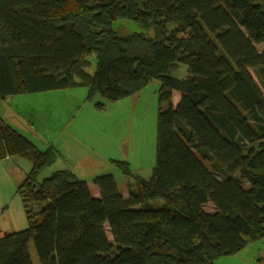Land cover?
Instances as JSON below:
<instances>
[{
    "label": "trees",
    "instance_id": "16d2710c",
    "mask_svg": "<svg viewBox=\"0 0 264 264\" xmlns=\"http://www.w3.org/2000/svg\"><path fill=\"white\" fill-rule=\"evenodd\" d=\"M119 19L140 31L119 35ZM152 79L156 164L128 198L111 174L99 197L67 168L39 182L61 154L0 115V159L33 163L17 189L28 226L0 237V264H33L30 241L41 264H216L264 237V0H0V100L87 86L115 101Z\"/></svg>",
    "mask_w": 264,
    "mask_h": 264
},
{
    "label": "rangeland",
    "instance_id": "374dc122",
    "mask_svg": "<svg viewBox=\"0 0 264 264\" xmlns=\"http://www.w3.org/2000/svg\"><path fill=\"white\" fill-rule=\"evenodd\" d=\"M114 26L119 35L140 31L139 25L130 20H115ZM90 59L92 65L88 71L93 72L95 55ZM187 72V64L179 63L169 74L184 78ZM160 83L159 79H152L135 95L115 101L106 100L100 94L89 99L87 86L10 95L0 100V115L37 147L46 150L52 145L58 154L62 153V157L39 172V182L51 172L70 168L79 179L87 181L91 194L99 197L95 178L111 174L119 191L128 198L130 186L136 187L134 176L149 179L156 164ZM176 93L175 103L180 98V92ZM97 102L105 106L97 107ZM77 122L83 125L80 134L84 141L73 142L69 135L62 134L61 126L67 124V128L75 132ZM113 159L124 161L126 165L120 166ZM32 166V161L22 156L0 159V237L28 226L22 196L17 189ZM39 203L33 204L35 212L46 204ZM154 204L163 205L164 200L155 199ZM206 209L211 210V207L206 206ZM105 229L113 242L108 223ZM28 248L33 264H41L33 241ZM216 264H264V237L250 241L235 254L219 257Z\"/></svg>",
    "mask_w": 264,
    "mask_h": 264
},
{
    "label": "crops",
    "instance_id": "0c3cea01",
    "mask_svg": "<svg viewBox=\"0 0 264 264\" xmlns=\"http://www.w3.org/2000/svg\"><path fill=\"white\" fill-rule=\"evenodd\" d=\"M261 49L263 48V45L260 44L259 46ZM255 78L258 80L257 76L255 75ZM160 86H161V83H160ZM140 92V91H139ZM136 93H134L133 95H135ZM176 91L174 92V97L177 96L176 95ZM132 96V95H131ZM175 98H174V103H175ZM83 124H86L85 121H83ZM82 123L81 122H77L75 124V128H76V131L73 132V131H70L68 128H67V124H64L63 126H61V132L63 135H69V138H71L70 140L74 142V140L76 139H80V140H83L84 141V137L81 136L80 134V131H81V128H82ZM103 130V128H102ZM112 144H115L114 142H111ZM93 144V143H92ZM49 147V146H48ZM62 151V150H61ZM100 154V153H99ZM62 153H61V157H62ZM66 169V168H65ZM67 169H70V168H67ZM72 170V169H70ZM52 173V172H51Z\"/></svg>",
    "mask_w": 264,
    "mask_h": 264
}]
</instances>
